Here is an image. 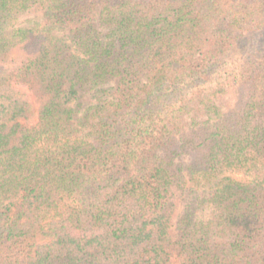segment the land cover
<instances>
[{
    "label": "trees",
    "instance_id": "obj_1",
    "mask_svg": "<svg viewBox=\"0 0 264 264\" xmlns=\"http://www.w3.org/2000/svg\"><path fill=\"white\" fill-rule=\"evenodd\" d=\"M0 264H264V0H0Z\"/></svg>",
    "mask_w": 264,
    "mask_h": 264
}]
</instances>
